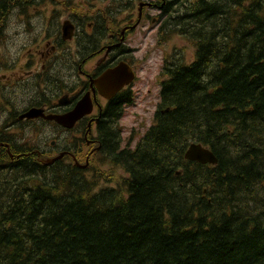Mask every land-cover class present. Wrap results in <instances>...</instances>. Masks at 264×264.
Here are the masks:
<instances>
[{"label":"trees","instance_id":"1","mask_svg":"<svg viewBox=\"0 0 264 264\" xmlns=\"http://www.w3.org/2000/svg\"><path fill=\"white\" fill-rule=\"evenodd\" d=\"M164 1L158 43L177 35L195 51L166 57L153 124L125 148L111 127L110 170L8 161L0 264H264V0ZM12 2L0 0V30ZM193 142L217 164L186 159Z\"/></svg>","mask_w":264,"mask_h":264},{"label":"flooded vegetation","instance_id":"2","mask_svg":"<svg viewBox=\"0 0 264 264\" xmlns=\"http://www.w3.org/2000/svg\"><path fill=\"white\" fill-rule=\"evenodd\" d=\"M142 3L150 4L140 16ZM164 4L13 0L0 30V173L21 157L87 171L95 160L99 165L112 126L121 130L125 148V95L134 96L137 81L125 84V63L136 72L129 43L137 31L155 32L157 40L165 29ZM118 67L120 81H101ZM79 106L85 111L80 117L74 112ZM31 110L43 114L29 117Z\"/></svg>","mask_w":264,"mask_h":264},{"label":"rangeland","instance_id":"3","mask_svg":"<svg viewBox=\"0 0 264 264\" xmlns=\"http://www.w3.org/2000/svg\"><path fill=\"white\" fill-rule=\"evenodd\" d=\"M155 35V32L146 34L144 31H137L129 43L130 60L136 64L138 78L134 86V104L125 107V122H121L120 126H125V144L133 136V146L153 124L155 111L160 101L165 57L179 53L184 56L185 61H191L195 51L194 46L180 36L175 35L168 42L158 44ZM97 166L100 168V165ZM110 167L109 165L102 168L110 170L112 169ZM113 169L117 176L127 175L119 167L113 166ZM109 184L114 183H103V185Z\"/></svg>","mask_w":264,"mask_h":264},{"label":"water","instance_id":"4","mask_svg":"<svg viewBox=\"0 0 264 264\" xmlns=\"http://www.w3.org/2000/svg\"><path fill=\"white\" fill-rule=\"evenodd\" d=\"M150 3H142L140 5V16H141V11H142V7L144 5H149ZM121 73V67H118L112 71H109L107 73V76H103L101 81L107 84L110 83H116L118 81H120L122 76H117ZM136 75H135V71L133 70V68L125 63V84H129L131 83L134 79H135ZM83 106H79L74 112L80 117L81 115H83L85 113V111L83 110ZM37 111V112H36ZM43 114L42 111H38V110H31L27 116L29 117H34V116H38ZM51 118L54 116H50ZM185 158L188 160H193V161H197L203 164L206 163H210V164H217L218 162V158L215 155V153L208 147L202 145L201 143H196L193 142L190 144V146L188 147L186 153H185Z\"/></svg>","mask_w":264,"mask_h":264},{"label":"bare ground","instance_id":"5","mask_svg":"<svg viewBox=\"0 0 264 264\" xmlns=\"http://www.w3.org/2000/svg\"><path fill=\"white\" fill-rule=\"evenodd\" d=\"M187 1V0H186ZM167 7V6H166ZM164 8V7H163ZM173 8V7H172ZM177 8V7H176ZM172 10V9H171ZM173 11V10H172Z\"/></svg>","mask_w":264,"mask_h":264}]
</instances>
